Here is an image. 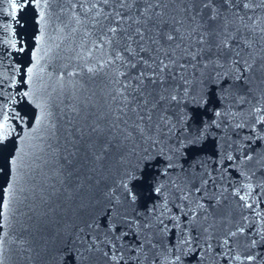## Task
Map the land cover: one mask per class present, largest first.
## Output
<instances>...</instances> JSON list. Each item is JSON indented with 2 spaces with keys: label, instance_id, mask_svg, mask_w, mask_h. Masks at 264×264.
Listing matches in <instances>:
<instances>
[{
  "label": "water",
  "instance_id": "1",
  "mask_svg": "<svg viewBox=\"0 0 264 264\" xmlns=\"http://www.w3.org/2000/svg\"><path fill=\"white\" fill-rule=\"evenodd\" d=\"M0 264H264V0H0Z\"/></svg>",
  "mask_w": 264,
  "mask_h": 264
}]
</instances>
